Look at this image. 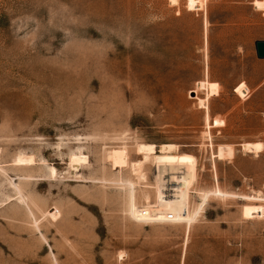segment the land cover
I'll return each instance as SVG.
<instances>
[{
    "label": "rangeland",
    "instance_id": "rangeland-1",
    "mask_svg": "<svg viewBox=\"0 0 264 264\" xmlns=\"http://www.w3.org/2000/svg\"><path fill=\"white\" fill-rule=\"evenodd\" d=\"M253 1L187 12L186 0H0V165L15 184L31 174L21 186L40 226L0 175V264H264V10ZM138 144L179 152L144 161ZM122 145V176L150 188L113 183L107 154ZM79 152L87 162L71 173ZM20 153L36 168L11 166ZM157 170L188 192L160 194ZM158 202L182 213L168 220Z\"/></svg>",
    "mask_w": 264,
    "mask_h": 264
},
{
    "label": "bare ground",
    "instance_id": "bare-ground-1",
    "mask_svg": "<svg viewBox=\"0 0 264 264\" xmlns=\"http://www.w3.org/2000/svg\"><path fill=\"white\" fill-rule=\"evenodd\" d=\"M171 5H178L179 0H170L169 2ZM253 5L257 10H264V1H258L255 0L253 1ZM206 6V0H186L185 2V9L187 12H194V11H203L205 10ZM207 18L205 17V26H204V31H205V36L207 38ZM207 40V39H206ZM207 44V41H206ZM208 55H207V48H206V53H205V60L207 61ZM207 87L206 81H200L196 84L197 90H204ZM205 101H208V95H206ZM203 100L200 101V105H202ZM206 107V115H205V124L207 127H209L210 124V118H209V112H208V107L206 104H204ZM122 143V142H121ZM243 151L245 153H255L259 154L263 151V146L261 143H246L241 145ZM1 152V151H0ZM179 152V146L174 145V144H161V145H154V144H138L136 146V154L141 157L144 161L150 158L151 156L154 155H171V154H176ZM107 159L110 162V165L114 171L118 170V176L113 181V183L117 186H120V188H128L135 190L137 189L142 183L127 179L122 176L121 172L123 168H127L129 166V153L128 149L125 145H122L121 147L117 149H112L109 151L107 154ZM87 162V158L82 155L80 152L72 154L70 156V172L74 173L79 170V168L82 166L83 163ZM14 165H11L15 167V169L21 171V172H28L35 166V160L32 156H28L25 154H19L14 162ZM159 166V165H158ZM9 167V166H8ZM36 168V166H35ZM45 169L48 171L50 177H55L57 171L54 166H46ZM34 170V169H33ZM32 170V171H33ZM36 170V169H35ZM7 171L4 166L0 165V175L5 177V180L8 181L9 185L12 187L13 192L15 196L17 197L16 200L18 203L22 206V208L27 212L28 217L32 219L33 221V227L36 231L39 230V223L37 218H35V214L32 209L31 201L28 196H26L23 192L21 184L26 181H30L32 179L31 174H27V176H18V184H15L8 176H7ZM184 173L186 171H183ZM11 173V172H10ZM20 173V172H19ZM31 173V172H30ZM168 173L167 172H162L157 170V178L159 179L158 182H156V185H154V189L157 190L160 194L164 192H176V193H187L188 191L186 190L185 186L179 184L176 186H171L169 183L165 181V177ZM33 176V175H32ZM38 176V175H37ZM77 178V177H76ZM79 178V177H78ZM108 184V183H107ZM143 185V184H142ZM146 188H150L147 185H143ZM183 186V187H182ZM144 187V188H145ZM195 193V191L193 190ZM197 193V192H196ZM203 193V192H202ZM206 196H210V193H203ZM214 196L218 197H228L230 195L225 194L221 192L219 189L215 190L213 193ZM231 197V196H230ZM234 198V196H233ZM236 198V197H235ZM157 211L159 214L163 216H171L174 219L179 218L178 216L180 213H182L181 208H177L175 206L170 205L169 203H164V202H158L157 204ZM124 259V258H123Z\"/></svg>",
    "mask_w": 264,
    "mask_h": 264
},
{
    "label": "water",
    "instance_id": "water-1",
    "mask_svg": "<svg viewBox=\"0 0 264 264\" xmlns=\"http://www.w3.org/2000/svg\"><path fill=\"white\" fill-rule=\"evenodd\" d=\"M256 57L259 60H264V41H258L255 43Z\"/></svg>",
    "mask_w": 264,
    "mask_h": 264
},
{
    "label": "built area",
    "instance_id": "built-area-1",
    "mask_svg": "<svg viewBox=\"0 0 264 264\" xmlns=\"http://www.w3.org/2000/svg\"><path fill=\"white\" fill-rule=\"evenodd\" d=\"M168 220H172L171 216H169Z\"/></svg>",
    "mask_w": 264,
    "mask_h": 264
}]
</instances>
